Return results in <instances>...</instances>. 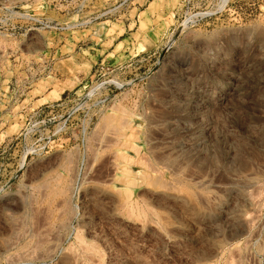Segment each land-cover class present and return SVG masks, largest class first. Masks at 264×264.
<instances>
[{"label": "rangeland", "instance_id": "1", "mask_svg": "<svg viewBox=\"0 0 264 264\" xmlns=\"http://www.w3.org/2000/svg\"><path fill=\"white\" fill-rule=\"evenodd\" d=\"M0 264H264V0H0Z\"/></svg>", "mask_w": 264, "mask_h": 264}, {"label": "built area", "instance_id": "2", "mask_svg": "<svg viewBox=\"0 0 264 264\" xmlns=\"http://www.w3.org/2000/svg\"><path fill=\"white\" fill-rule=\"evenodd\" d=\"M103 13H99L97 14L95 17H92V18H89L90 20L91 19H97L99 17H102ZM36 22L44 27H47V28H51V29H59L61 26L57 23V22H52V21H43V20H40V19H36ZM86 21H83V20H79V21H76L74 23H71V24H68L67 26L68 27H78V26H82L85 24Z\"/></svg>", "mask_w": 264, "mask_h": 264}, {"label": "bare ground", "instance_id": "3", "mask_svg": "<svg viewBox=\"0 0 264 264\" xmlns=\"http://www.w3.org/2000/svg\"><path fill=\"white\" fill-rule=\"evenodd\" d=\"M124 118H125V117H124ZM124 122H125V121H124ZM69 179H70V178H69ZM168 182H169V181H168ZM54 190H55V188H54ZM62 190H63V189H62ZM62 190H61V191H62ZM65 192H66V191H65ZM48 194H49V193H48ZM54 195H55V194H54ZM129 209H130V208H129Z\"/></svg>", "mask_w": 264, "mask_h": 264}]
</instances>
